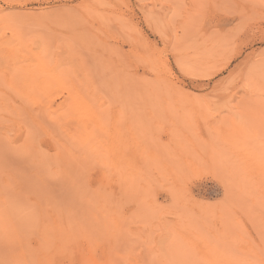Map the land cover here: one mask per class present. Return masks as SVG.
Wrapping results in <instances>:
<instances>
[{
    "label": "rangeland",
    "instance_id": "374dc122",
    "mask_svg": "<svg viewBox=\"0 0 264 264\" xmlns=\"http://www.w3.org/2000/svg\"><path fill=\"white\" fill-rule=\"evenodd\" d=\"M0 264H264V0H0Z\"/></svg>",
    "mask_w": 264,
    "mask_h": 264
},
{
    "label": "bare ground",
    "instance_id": "6f19581e",
    "mask_svg": "<svg viewBox=\"0 0 264 264\" xmlns=\"http://www.w3.org/2000/svg\"><path fill=\"white\" fill-rule=\"evenodd\" d=\"M242 24V25H241ZM240 25H239V27L238 26H235V27H233L232 29H229V31H227V33H225L223 36L221 35V36H219V38L217 39V46L219 47V49H217V51H215V53L213 54V56L216 54H218V53H221V52H223L224 50H226V48H227V46L228 45H230L232 42H234V38L236 37V36H238L237 34H240V32L242 33L243 31H248V29H247V27H246V25L245 24H243V23H241ZM244 25V26H243ZM236 29H238L239 31H238V33H236ZM216 44V42L214 43V45ZM213 47V46H212ZM213 49V50H212ZM212 49H210L211 51L209 52V54H212L213 53V51L215 50L214 49V47L212 48ZM225 52V51H224ZM224 54V53H223ZM208 55V54H207ZM206 55V56H207ZM215 55V56H216ZM206 56H204V58L206 57ZM209 56V58L212 60L213 58L214 59H216L215 57H213L212 58V56L211 55H208ZM208 56H207V58H208ZM211 56V57H210ZM218 56V55H217ZM216 56V57H217ZM214 59L212 60V63L209 65V67L207 66V65H205V64H207V63H203L202 64V61H206V62H208L207 60H206V58H205V60H202L199 64H202L203 66H206L205 67V69H204V67H202V65H200V67H202L201 69H204V70H208V72H210V70L213 68V67H211V66H213V61H214ZM209 63V62H208ZM208 67V68H207ZM209 68H211V69H209ZM227 85V84H226ZM226 87V86H225ZM226 92V91H225ZM223 93V92H222ZM227 93V92H226Z\"/></svg>",
    "mask_w": 264,
    "mask_h": 264
}]
</instances>
